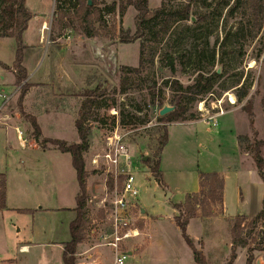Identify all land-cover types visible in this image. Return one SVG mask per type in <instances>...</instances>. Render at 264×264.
Returning <instances> with one entry per match:
<instances>
[{"label": "rangeland", "instance_id": "obj_1", "mask_svg": "<svg viewBox=\"0 0 264 264\" xmlns=\"http://www.w3.org/2000/svg\"><path fill=\"white\" fill-rule=\"evenodd\" d=\"M94 1L96 9L102 10L104 24L96 22L97 35L90 37L75 17L79 8L75 2L67 0L56 20L52 16L55 0H29L30 6L49 21L48 29L41 34L44 40L41 50L37 45L39 33L30 28L23 34L24 40L35 46L25 49L24 62L31 72L38 66L37 74L26 80L31 83L24 92L16 84L17 72H14L17 43L14 38L0 37V61L9 66L5 69L0 65V72L7 78L5 92L6 95L15 92L5 110L6 115L12 116L8 122L20 125L29 141L36 139L32 116L42 128L40 139H36L40 148L35 150L28 144L22 147L15 128L0 123L4 130L0 131V172L7 175L9 204L32 207L74 204L79 185L71 156L43 140L54 137L68 144L80 142L76 120L81 105L85 100L95 99L99 105L92 108L93 117L87 122L88 150L84 152L89 173L87 209L91 223L81 250L95 247L104 264H114L112 248L99 245L103 242L100 232L108 228L106 208L99 204L107 199L108 206L113 196L116 168L107 155L112 158L118 155V170L122 171V154L128 153L141 190V202L148 205L149 213L151 208L158 210L162 206L161 211L166 212L146 215L138 221L141 234L126 245L140 257L135 264H141L143 256L148 261L145 264H197L175 222L179 211L166 201L169 191L158 180L160 168L155 171L152 167L160 159L161 139L170 128L171 141L162 156L163 179L172 190L190 188L196 171L231 165L235 140L234 128L231 132L228 122L230 125L235 121L244 167L258 166L255 161L258 148L264 158V27L253 37L255 0H149L150 10L185 8L192 19L171 20L165 30V17H162L153 27L146 28L143 35L137 33L138 11L134 0ZM263 1L259 0L260 4ZM90 5H93L92 0ZM103 13L111 14L108 20ZM203 16L205 20L201 19ZM107 22L113 26L108 27ZM34 23L35 20L33 26ZM68 28L72 29L70 38L65 35ZM36 52L37 57L40 55L37 61L32 59ZM168 54L175 58V71L168 64ZM200 73L206 77L215 75L211 92L198 101L188 102L187 120L161 119L166 115L160 114L161 109L174 106L171 100L180 94L171 82L179 81L186 87ZM228 93L234 95L235 103ZM215 105L223 106L227 112L225 116L198 124V128L188 124L203 119L205 109L215 113ZM16 111L19 118L14 114ZM192 114L195 118H191ZM219 128L224 130L221 135L216 134ZM207 130L214 134L208 137ZM116 145L120 152L115 149ZM25 159L26 165L18 168L17 163ZM260 170L264 175V162ZM121 177L118 180L120 188ZM226 180L229 212L245 214L218 218L202 240L190 237L207 264H247L249 253L253 256V264H264V215L257 224L251 223L254 214L263 206L264 180L261 188L249 183L247 172H242L239 178L229 174ZM238 184L245 195L241 204L237 201L241 198ZM218 210L222 209L218 207ZM240 216H245L242 226L248 246L234 250L232 227ZM23 217L0 213V236H4L0 242V259L6 246L4 238L7 246L13 244L16 240L13 223L23 226ZM15 251L19 263L22 260L27 264H45L49 258L44 247L24 255H20L17 248ZM88 260L86 254L77 257L78 262ZM0 264H3L1 260Z\"/></svg>", "mask_w": 264, "mask_h": 264}, {"label": "trees", "instance_id": "obj_2", "mask_svg": "<svg viewBox=\"0 0 264 264\" xmlns=\"http://www.w3.org/2000/svg\"><path fill=\"white\" fill-rule=\"evenodd\" d=\"M91 0H75V6L79 5L76 9L75 17L80 21L82 29L90 37L97 35L95 32V23L100 22L102 25L104 21L101 19L102 10L96 9L95 1L93 5H90ZM133 4L138 11L136 22H137V33L143 35V31L146 28H151L156 21L160 18L165 17V30H167V25L171 20H189L192 17L189 14V10L174 9L166 11L163 7H156L153 10L149 9V0H134ZM253 12L256 15V23L254 25L255 32L253 37H256L264 27V1L260 4L259 0H255L253 3ZM0 37H10L14 38L17 43L16 55L14 60L15 69H17L16 74V84H18L24 92L27 89V85L30 83L27 80L28 72L23 65L24 60V43L23 34L28 28L29 21L33 18L34 13L27 6L26 0H0ZM206 16L201 17L205 20ZM124 35V33H122ZM127 37V36H126ZM168 64H170L171 69L175 71V58L173 55L168 54ZM214 60V59H213ZM0 65L8 69L9 66L0 61ZM129 70H136L132 67H125ZM217 72L215 73V75ZM214 75V76H215ZM214 76H204L200 73L197 79L183 87L179 81L171 82L174 90L178 91L180 94L173 97L172 104L174 105V110L161 117L167 121H178L187 120L188 112V102L198 101L202 96L211 92L214 87ZM99 105V101L85 100L80 108L79 116L76 120V127L78 130V135L80 137V142L68 144L65 140L44 138L43 142H51L59 150L64 153H70L72 156V163L77 173V179L79 183V194L77 195V206L75 208L77 212L76 218L70 224L71 240L64 244L63 260L65 264H78L77 252L78 246L82 244L90 232L91 219L88 214L87 209V177L89 175L86 169V162L84 159V152L88 150V137L89 128L87 127V122L93 117L92 108ZM191 118H195L192 114ZM32 126L33 133L36 139H40L42 130L35 116H32ZM168 142V131L165 132L163 138L161 139V149ZM260 144V143H258ZM259 147V146H258ZM255 161L258 164L256 167L259 175L264 180V175L260 170L264 158L261 157L259 153V148L255 152ZM155 171L160 168V159L152 167ZM123 178V177H121ZM160 181V178H158ZM200 185L201 191L199 193H188L186 195L185 201L183 203L176 205L179 214L175 216V222L182 232V236L185 239L188 246L193 251L194 260L197 264H207L203 254L196 249L194 242L187 232V227L190 220L196 215L198 208H202L204 213L207 212L205 209L209 207V215L213 214L212 206H220L223 201L224 192V178L219 173H201L200 175ZM7 197V175L5 173H0V209H5ZM29 209H18V212L24 213L29 212ZM103 211H101V216ZM264 215V199L262 209L253 216L251 223L253 225ZM244 222L245 216H240L232 227V246L234 250L237 247L248 246V240L244 237ZM243 225V226H242ZM256 240V239H254ZM236 258V252L233 253V259ZM247 264H253V256L249 253L247 257Z\"/></svg>", "mask_w": 264, "mask_h": 264}, {"label": "crops", "instance_id": "obj_3", "mask_svg": "<svg viewBox=\"0 0 264 264\" xmlns=\"http://www.w3.org/2000/svg\"><path fill=\"white\" fill-rule=\"evenodd\" d=\"M53 1V0H52ZM27 6L29 7V9L34 13L33 18L29 21V25L28 28L26 29L25 33L32 28L33 30H35V32L39 33V38H38V42L37 45L39 46L38 50H41V46L44 42L43 38V31L42 27L44 24L48 25V21L45 17L44 14H41V12H38L37 10H34L33 6L31 7L29 4V0H26ZM35 20L34 26L32 25V22ZM51 28V25H50ZM29 32V31H28ZM42 34V35H41ZM37 35V34H36ZM44 37H45V32H44ZM23 43H24V51L26 48H31V47H35L34 44H32L31 42H26L24 40V36H23ZM24 57H25V52H24ZM40 57V55H38L37 57V52L34 54V57L32 58L33 60L37 59ZM31 59V60H32ZM25 58L23 60V65L24 67L27 69L28 72V77L27 80L29 79V77L33 78L35 76L36 73V69L38 66H36V69L34 71H30V69L28 68V66H26V63L24 62ZM35 61V62H36ZM34 62V63H35ZM40 64V63H39ZM4 76V83L6 82V75L1 73ZM31 83V81H28ZM6 86L4 85V90ZM227 113V112H226ZM225 113V114H226ZM225 114L223 115H219L217 116V118L219 117H223L225 116ZM216 118V117H215ZM208 123L209 121L206 120L205 118L203 119H199V120H195V121H191L188 124H193L195 125L196 128H198V124L201 123ZM39 123V122H38ZM210 123V122H209ZM217 126H218V122ZM40 125V124H39ZM174 125V124H172ZM171 125V126H172ZM15 126V125H13ZM20 126V125H19ZM228 126L230 127L231 132H233V128H234V140H235V154L234 156H232V162L229 164H225L223 167L221 168H206V170H199L195 172V177L194 180L190 186V188H183L181 190H172L170 189V186L164 182L163 179V172H162V156L163 153L165 152L166 148H168V145L171 141V132H170V128L168 131V142L166 143V145L163 147L162 152H161V156H160V182L162 183V185H164V187L167 189V191L170 192V198L168 199L166 196V201L172 206V208L176 209V205L178 206V204L183 203L185 201L186 195L188 193H199L201 191V185H200V175L201 173H211V172H216L219 173L221 176H223L224 178V192H223V201L222 204L220 206H212L213 208V214L209 215V207H207L205 209V212L203 211V209L200 207L198 208L196 215L190 220L188 227H187V232L188 230H190V233H188L194 240H202L203 238L206 237L207 233L209 232V230H211V228H213L214 222L216 224V222L218 221V218L220 217H233L235 215H240V214H245V213H230L229 212V207H228V203H227V196H226V192H227V180L226 178L228 177L229 174H234L236 175L238 178L242 175V172H247L248 173V177H249V183L254 185L255 188H257V186H259L260 188L262 187V179L258 173L257 168H253L251 166L248 167H244V158L242 157V155L240 154V150H239V143H238V133H237V122L235 121L234 124L230 122H228ZM21 127V126H20ZM41 127V126H40ZM236 128V129H235ZM42 130V128H41ZM0 131H4L2 128H0ZM208 131V130H207ZM223 129L219 128L216 130V134L221 135L223 133ZM212 131L210 130V132L208 131V137H211L210 135H212ZM78 134V131H77ZM214 134V133H213ZM170 137V138H169ZM207 137V139H208ZM54 138V137H53ZM63 140V139H61ZM78 143V142H76ZM31 148V147H30ZM40 147H35V150H38ZM64 153V152H63ZM68 153V152H67ZM64 153V154H67ZM70 154V153H68ZM71 156V154H70ZM71 160H72V156H71ZM27 161L25 160H21V162H18V168L26 165ZM73 164V163H72ZM2 173V172H0ZM77 174V173H76ZM34 179V177L32 176V180ZM78 181V179H77ZM79 185V183H78ZM243 187L241 186V184H238V191L240 192V197L237 198V201L239 204H241L243 202V199L245 197L244 195V191L242 190ZM80 188L78 189V192L76 193L75 196V200L77 198V195L79 194ZM6 205L7 207L5 209H0V213L5 212L8 216H12V214H17V215H22L24 216V224L23 226H20L19 224L13 223L14 228L16 229V240L13 242V244L7 246V240L6 238H4V245L5 246V251H4V256L1 257V262L3 264H14L13 262L15 261L17 264H27L26 262H22V260H20L19 263V258L18 255L15 254V249L17 248L18 253L20 255H24V254H29L31 253L33 250L37 249V248H47L48 254H49V258L46 259L45 264H65L64 260H63V252H64V244L69 242L71 240V233H70V224L71 222L76 218L77 216V212L75 210L76 206H77V200L74 202L73 205L71 206H63V207H45L43 205H40L39 207H32V206H14L9 204V189L7 186V197H6ZM140 205L142 207V209L145 211V214L148 216L150 214H155L156 212H162L161 209H163V206L160 207L161 209H155V208H151V213H149L147 210L148 205L147 204H143L140 200ZM218 207L222 210H218ZM18 209H29V212H18ZM162 213H166V212H162ZM247 215V214H246ZM255 215V214H254ZM4 216V215H2ZM248 216H253V214H248ZM192 229V230H191ZM193 229L195 232H193ZM1 237L4 236H0V242H1ZM81 246L82 244H80L78 246V252L76 254V256H82L83 254H86V257L89 258V260L86 262H78V264H104L103 261L100 260V253L98 250H95V247H90L88 250H81ZM25 247L24 251H21V248ZM136 249V248H135ZM93 250V252H91ZM130 253V261L128 262V264H135L138 263L140 257L138 254H135L134 250ZM145 254V253H144ZM22 262V263H21ZM147 263V258L143 256L142 258V262L141 264H145ZM195 262V261H194ZM196 263V262H195ZM126 264V262H125Z\"/></svg>", "mask_w": 264, "mask_h": 264}, {"label": "built area", "instance_id": "obj_4", "mask_svg": "<svg viewBox=\"0 0 264 264\" xmlns=\"http://www.w3.org/2000/svg\"><path fill=\"white\" fill-rule=\"evenodd\" d=\"M66 1L67 0H55V6L52 12L54 19L58 20L59 10L65 7ZM69 1L75 2V0ZM110 16V13H103L105 20H108ZM107 26L112 27L113 25L109 22ZM45 29H48L47 24L43 25V30ZM71 31L72 29L70 28L66 30L65 35L67 38H70ZM14 72H17V69L14 68ZM4 85V76L0 72V123H4L15 128L22 147H27V144L29 147H38L36 139L34 141H29L24 137L23 131L19 125L13 126L8 122V120L12 119V116L10 114L6 115L5 110L7 103L11 100L15 92L11 93L10 95H6ZM231 102L235 103L232 100ZM215 109V113H211L209 110L205 109L207 112L202 114L203 118L208 121H214L215 117L225 114V110L222 105H215ZM14 114L19 118L17 111ZM215 124L217 125L216 122ZM115 149L118 150V145L115 146ZM118 152L120 151L118 150ZM122 155L124 159L122 171L118 170V155H116L114 158L110 157V155H107L116 168V170L113 171L115 176V181L113 184V196L108 206L107 203H105L107 199H103L99 204L100 207L106 208L105 222L106 226L108 227L106 230H103V232H100L103 242L99 243V245H108L112 248L114 252V264H125L127 258L130 256L129 252L134 250L133 248H126L127 242L141 234V229L137 223L139 220L145 219L147 217L139 202L141 190L137 184L136 172L131 168V164L129 163L130 156L128 153H123ZM121 176H123V183L120 188L118 180ZM91 232L95 233V230H92ZM24 250L25 247H22L21 251Z\"/></svg>", "mask_w": 264, "mask_h": 264}, {"label": "water", "instance_id": "obj_5", "mask_svg": "<svg viewBox=\"0 0 264 264\" xmlns=\"http://www.w3.org/2000/svg\"><path fill=\"white\" fill-rule=\"evenodd\" d=\"M90 4H91V1H90ZM173 110H174V106H165L161 109L160 114L165 115ZM167 198L168 199L170 198V192L168 193Z\"/></svg>", "mask_w": 264, "mask_h": 264}, {"label": "bare ground", "instance_id": "obj_6", "mask_svg": "<svg viewBox=\"0 0 264 264\" xmlns=\"http://www.w3.org/2000/svg\"><path fill=\"white\" fill-rule=\"evenodd\" d=\"M228 94L230 95L231 100L235 102V97H234V95H233V94H230V93H228Z\"/></svg>", "mask_w": 264, "mask_h": 264}]
</instances>
